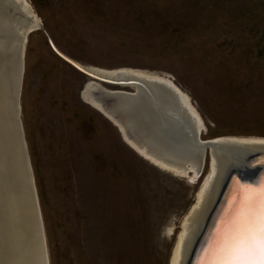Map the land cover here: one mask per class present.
<instances>
[{
	"label": "rangeland",
	"instance_id": "rangeland-1",
	"mask_svg": "<svg viewBox=\"0 0 264 264\" xmlns=\"http://www.w3.org/2000/svg\"><path fill=\"white\" fill-rule=\"evenodd\" d=\"M26 1L40 28L26 38L20 119L49 264H170L209 155L195 179L141 158L48 39L90 69L172 78L203 141L264 139V0Z\"/></svg>",
	"mask_w": 264,
	"mask_h": 264
},
{
	"label": "water",
	"instance_id": "water-1",
	"mask_svg": "<svg viewBox=\"0 0 264 264\" xmlns=\"http://www.w3.org/2000/svg\"><path fill=\"white\" fill-rule=\"evenodd\" d=\"M39 22H36L33 17L26 15L21 9L11 8L5 0H0V35L3 39H7L11 33L10 30L14 28L18 38L17 40L19 41L15 44L14 56L7 59L4 67L0 68V83L5 80L9 81V86L0 84V91L10 87L13 91L12 94H15V101L11 99L13 102L12 106L10 104L11 110H9L8 106L0 107V115L2 116L0 119L2 121L4 120V127L0 128V144L2 146L0 169H2V185L5 191L4 197L7 196L6 200L9 202V213L10 211L14 213L16 207L22 215L24 211L32 227V230L27 236V239L30 241L29 244L33 247L30 248L34 251L32 264H49L42 214L20 119V98L25 72L24 60L27 43L26 39L24 50L21 53L20 41L22 40L20 39H22L23 35L27 38L29 34L39 29ZM2 23L6 24L4 25ZM9 38L10 42H12L14 36H10ZM48 43L62 61L84 75L87 79H94L104 84L132 90L130 92L134 90V93L131 94L140 97V105H136L134 108V105L132 107L130 106L131 111L134 113L133 123H135L137 132H144L145 130L143 128H146L147 133L153 135L154 141L160 143L166 150L171 152L174 151L173 149L192 147L198 144L204 153L202 154L203 158L201 160L202 168L204 167L206 152L210 153L211 149L217 152H229L230 159L225 163L216 198L210 205L209 214L204 219L191 246L193 248L189 251L184 262V264H198L213 238L228 228L229 221L236 212L234 201L236 199L238 182L255 185L258 181L264 179V142H241L234 143L236 145L233 143H230L233 145H226L207 140L202 143L198 137L200 132L196 135L195 128L191 125L182 107L178 105L176 98V94L178 93L175 89L158 82L154 83L155 87H152L146 82L139 81L107 83L93 76L86 67L60 53L50 39H48ZM170 79L172 80V78ZM124 91L126 93L129 92L127 90ZM172 105L177 106L174 108ZM5 109L8 111L6 112ZM6 124L8 125L6 126ZM232 177L233 179L230 181ZM227 190L228 193L221 203V199ZM17 203L21 205L24 203L25 206L22 205L20 207ZM19 219L20 214L18 217H15V221L18 225H21ZM11 223L13 224L12 216ZM14 227L15 237L20 238L22 236L21 231L18 227ZM23 239L25 238L23 237ZM37 245H41V248L38 247V251Z\"/></svg>",
	"mask_w": 264,
	"mask_h": 264
},
{
	"label": "bare ground",
	"instance_id": "bare-ground-1",
	"mask_svg": "<svg viewBox=\"0 0 264 264\" xmlns=\"http://www.w3.org/2000/svg\"><path fill=\"white\" fill-rule=\"evenodd\" d=\"M5 1L8 3V5H10L11 8L21 9V11H24L26 15L33 17L37 22V19L26 0ZM2 24L5 25L6 23ZM10 32L11 33L9 37L14 36L12 42H10L9 37V39L7 38V40L3 39L0 35V68L4 67V63L7 59L14 56L15 44L19 42L17 40L18 38L16 36L15 29L12 28ZM20 40H22L20 41L22 53V51L24 50L23 48L25 47V35H23L22 39ZM86 69L91 72L96 78L104 80L105 82L111 84L128 83L127 81H139L146 82L152 87H155L154 83L158 82L164 84L167 87L175 89L178 94H176L177 97H174L177 98L178 105L182 107L185 115L190 120L191 125L195 128V132H197L196 135H198L199 132L201 135V131L203 130L204 126L200 116L192 106L190 99L185 94H183L170 79H166L165 77L162 78L156 74L143 71H105L96 68L90 69L87 67ZM88 81V84L85 86L84 90L81 93L84 102L94 110L99 112L105 119L109 120L110 123H112V125L122 135L125 144L137 155H139L141 158H143L153 166L177 176L184 177L186 175H189L190 177L192 175L195 179L201 175L204 168L201 167V160L203 158L202 154L204 153L203 149L198 146V144L193 145L192 147L188 146L186 148L173 149L174 151L171 152L166 150L161 146L160 143H156L154 141L153 135L151 133H147L146 128H143L145 130V133L143 131H140L141 133L139 131L137 132L135 123H133L134 113L133 111H131L130 106L132 107L134 105V108L136 105H140V97L138 95L131 94L130 92L126 93L122 90L108 89V91H105L100 86L104 83H101L100 81H96L94 79H89ZM0 84L9 86V81L5 80ZM12 93L13 91L10 89V87L4 89L3 91H0V107L8 106L9 110H11L10 104L12 106L13 103L11 99L15 101V94ZM132 93H134V91ZM14 105H16V103H14ZM172 106L175 108L177 105ZM5 110L6 112L8 111L7 109ZM0 118H2L1 115ZM3 123L4 120L2 121L0 119V128L4 127ZM7 125L8 124H6V126ZM200 135L198 136L200 142H205L201 139ZM209 141H214L215 143H223L226 145H233L234 143L241 142L261 143L264 142V139H242L225 137L216 138ZM1 149L2 146L0 144V153L2 152ZM200 154L201 156H199ZM207 154L210 157V173L198 194L196 204L184 219L182 231L178 236L170 264H184L189 251L191 250V248H193L191 246L194 243V239L198 234L199 229L204 222V219L209 214L210 205L216 198V195L220 188V179L225 168V163L230 159L229 152L227 151L217 152L216 150L213 151L211 149L210 153L206 152V157ZM196 156H198L199 158ZM232 179L233 177L230 181H232ZM2 180V169H0V264H32L34 251L33 249H31L33 247H31V245L29 244L30 241L27 239V236L32 230V227L30 226V222H28L24 211L22 215V213L19 212L18 208L16 207L14 213L11 211L9 213V202L6 200L7 196L4 197L5 191L2 185ZM227 193L228 190L222 197L221 203ZM17 204L20 207H22V205L25 206L24 203H22V205L20 203ZM19 214V223L21 225H18V223L15 221V217H18ZM11 216L14 225L11 223ZM14 226L18 227V229L21 231L22 236L20 238L15 237ZM23 237L25 239H23ZM38 247L41 248V245H37V248ZM38 250L39 248L37 249V251Z\"/></svg>",
	"mask_w": 264,
	"mask_h": 264
},
{
	"label": "snow or ice",
	"instance_id": "snow-or-ice-1",
	"mask_svg": "<svg viewBox=\"0 0 264 264\" xmlns=\"http://www.w3.org/2000/svg\"><path fill=\"white\" fill-rule=\"evenodd\" d=\"M236 212L217 234L198 264H264V179L238 182Z\"/></svg>",
	"mask_w": 264,
	"mask_h": 264
}]
</instances>
